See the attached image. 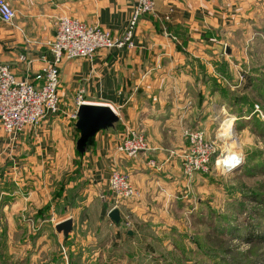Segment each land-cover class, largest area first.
<instances>
[{"label":"crops","instance_id":"0c3cea01","mask_svg":"<svg viewBox=\"0 0 264 264\" xmlns=\"http://www.w3.org/2000/svg\"><path fill=\"white\" fill-rule=\"evenodd\" d=\"M6 2L15 17L11 25L0 21V65L9 66L17 78L41 68L42 58L48 57L46 43L53 39L61 17L122 37L134 6V0ZM154 2V14L142 17L133 31L132 48L100 50L91 59L72 60L60 66L59 115L47 117L35 132L25 131L14 137L0 129L2 210L9 207L7 204L30 208L39 201L50 206L51 211L57 203L48 201L46 188L38 191L37 163L57 156L61 151L58 146L75 145L79 133L69 115L75 110V97L80 91L85 103L109 106L119 118L112 128L99 131L93 144L77 157L83 167L79 181L89 178L92 183L82 191L90 194L89 211L97 214L98 221L114 209L108 196L113 170L126 173L138 193L122 209L129 212L136 225L147 224L153 230L172 225L176 214H181V203L184 201L182 209L187 210L196 192L209 184L218 188V183L210 182L207 175H183L181 154L186 140L182 133L187 128L203 129L209 136L207 127L201 126L208 123L211 116L206 112L216 104L211 84L204 79H211L221 62L228 68L230 58H244L239 50L244 43L239 37L264 15V0ZM225 49L231 54H224ZM21 56L24 60H20ZM205 115L207 120L203 119ZM229 121L226 129L235 120ZM129 129L142 130L149 145V150L136 159L116 151ZM149 159L159 163L160 169L150 168ZM100 192L106 193L108 208L106 201H93L91 196ZM41 194L44 201H40ZM121 207L117 208L119 214Z\"/></svg>","mask_w":264,"mask_h":264},{"label":"rangeland","instance_id":"374dc122","mask_svg":"<svg viewBox=\"0 0 264 264\" xmlns=\"http://www.w3.org/2000/svg\"><path fill=\"white\" fill-rule=\"evenodd\" d=\"M239 38L244 58H230L228 68L221 62L215 75L204 79L216 106L206 112L211 117L201 128L207 127L213 140L225 118L236 117L229 144L243 154L242 164L231 173L207 174L218 188L209 184L196 192L187 210L183 201L170 226L153 230L136 225L125 206L116 226L107 214L98 221L89 211L90 194L82 190L92 183L89 178L79 181L83 167L75 145L58 146L57 156L37 163L38 191L46 188L48 201H57L51 211L39 201L30 208L7 204L2 210L0 205V264H264V242L257 240L264 233V118L249 116L255 105L264 116V15ZM105 194L91 197L106 201L108 208ZM68 218L73 226L64 237L55 226Z\"/></svg>","mask_w":264,"mask_h":264},{"label":"built area","instance_id":"2783aa9c","mask_svg":"<svg viewBox=\"0 0 264 264\" xmlns=\"http://www.w3.org/2000/svg\"><path fill=\"white\" fill-rule=\"evenodd\" d=\"M154 12V0H134L132 15L122 37L112 36L106 30L88 26L77 19L61 17L53 39L46 43L48 57L42 58L43 64L37 72L28 74L25 78H17L9 66L0 65V129L6 135L14 137L25 131L35 132L47 117L59 115L62 111L58 94L60 66L72 60L91 59L100 50L132 48L131 39L138 21ZM14 17L15 13L9 3L0 0V21L11 25ZM20 60H24V57L21 56ZM84 103L80 91L75 97V110L69 115L74 122L77 119V108ZM224 110L222 107V111ZM252 115L264 118L258 105L254 106L249 116ZM230 119L235 121L230 129H226ZM236 120V117L227 116L215 132L213 140L205 131L189 128L183 130L182 136L187 142L186 149L181 154V170L184 176L190 178L196 173L223 175L231 173L242 164V152L236 145L229 144L232 131L233 135L235 132ZM225 146L230 150L225 151ZM148 150L145 135L138 129H129L116 146V151L129 159H136ZM230 158L232 163L225 165ZM147 165L152 169H160L159 163L153 159H149ZM108 190L113 208L116 209L133 200L138 194L128 175L118 170L110 173Z\"/></svg>","mask_w":264,"mask_h":264},{"label":"water","instance_id":"95a60500","mask_svg":"<svg viewBox=\"0 0 264 264\" xmlns=\"http://www.w3.org/2000/svg\"><path fill=\"white\" fill-rule=\"evenodd\" d=\"M229 54V50H226ZM75 128L79 133L75 143V150L83 155L93 144L94 137L99 131L112 128L119 120L116 113L105 105H90L84 103L77 108ZM108 218L116 225L120 223V214L118 209L114 208L108 212ZM73 226L72 219H65L57 223L55 230L67 237ZM130 234V233H129Z\"/></svg>","mask_w":264,"mask_h":264},{"label":"trees","instance_id":"16d2710c","mask_svg":"<svg viewBox=\"0 0 264 264\" xmlns=\"http://www.w3.org/2000/svg\"><path fill=\"white\" fill-rule=\"evenodd\" d=\"M77 153V152H76ZM77 155L78 156H80V154L79 153H77ZM252 198H255V200H257L258 201V199L259 200H261L262 199V197L260 196V198H259V196H254L253 195V197ZM46 209H49L48 207H45ZM104 215H105V213H104ZM103 215V213H102V216H104ZM116 225V224H115ZM117 226V225H116ZM126 236H128V237H130V235L127 233V235ZM257 240L258 241H262V242H264V233H262V235L261 236H259L258 238H257ZM254 241V240H253Z\"/></svg>","mask_w":264,"mask_h":264}]
</instances>
